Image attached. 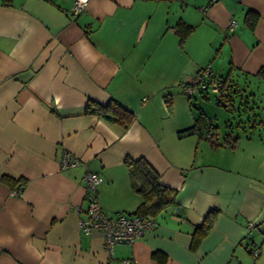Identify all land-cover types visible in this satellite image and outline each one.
Returning a JSON list of instances; mask_svg holds the SVG:
<instances>
[{
	"label": "crops",
	"instance_id": "crops-1",
	"mask_svg": "<svg viewBox=\"0 0 264 264\" xmlns=\"http://www.w3.org/2000/svg\"><path fill=\"white\" fill-rule=\"evenodd\" d=\"M72 3L0 0V264H264V120L254 111L264 0H88L77 14ZM206 67L234 84L226 109L247 114L221 136L201 104L216 144L206 129L186 130L194 100L207 96L189 97L183 83ZM88 102L117 104L128 125L86 111ZM63 152L78 163L61 168ZM140 158L177 195L152 229L111 253L102 231L79 225L82 176L101 177L105 215L131 214L141 197L125 160Z\"/></svg>",
	"mask_w": 264,
	"mask_h": 264
},
{
	"label": "trees",
	"instance_id": "trees-1",
	"mask_svg": "<svg viewBox=\"0 0 264 264\" xmlns=\"http://www.w3.org/2000/svg\"><path fill=\"white\" fill-rule=\"evenodd\" d=\"M9 1L10 0H3L4 3ZM179 25L183 27H179V31H181V33L183 32L182 34H186L190 30L182 22L179 23ZM259 72L264 74V66L261 67ZM217 81L220 87V93L216 94L217 100L223 102V105L227 108L230 106L228 98L231 96V92H233L234 84L227 82L223 78ZM223 96H226L225 99L222 98ZM85 109L90 113H102L106 119L118 122L123 127L128 125L131 118V114L117 104L109 107L108 105L88 102ZM194 112V124L186 130L198 131L199 134H202L204 133L203 129H206V134L209 135H207V139L212 140V142L216 144V139L211 136V134L213 135V133H215L213 131L214 127L211 126L207 115L200 107L194 110ZM258 122L260 123L262 121L259 120ZM211 131H213V133ZM125 164L128 170L129 183L133 190L141 197L140 203L131 214L138 215L142 218L150 217L155 219V217L174 203L177 190L162 185L159 182L158 174L150 167L146 160L142 158L137 160L126 159ZM215 215L216 211H210L203 218L201 224L194 229L191 244L192 248H195L208 233L214 222ZM155 255L158 257L157 252H155Z\"/></svg>",
	"mask_w": 264,
	"mask_h": 264
},
{
	"label": "built area",
	"instance_id": "built-area-1",
	"mask_svg": "<svg viewBox=\"0 0 264 264\" xmlns=\"http://www.w3.org/2000/svg\"><path fill=\"white\" fill-rule=\"evenodd\" d=\"M88 0H73L71 11L77 14L82 11ZM233 26V21L230 27ZM184 92L188 96H192L195 89L206 91L210 89L212 92L219 94L220 87L218 81L214 80L210 68L200 69L198 73L187 83H183ZM78 159L68 152H63L59 160L61 168L76 165ZM87 190V204L85 215L80 219L79 225L84 233H90L93 230H100L104 234V245L108 252L112 253L114 245L120 243H132L140 238L146 231L155 226L153 218H142L135 214L117 213L114 216H107L103 213L97 196L96 185L101 177L95 173L85 171L82 176ZM21 186L12 191L13 194L19 193ZM254 256H257L258 250L253 249ZM121 264H133L131 259L125 258L121 260Z\"/></svg>",
	"mask_w": 264,
	"mask_h": 264
},
{
	"label": "rangeland",
	"instance_id": "rangeland-1",
	"mask_svg": "<svg viewBox=\"0 0 264 264\" xmlns=\"http://www.w3.org/2000/svg\"><path fill=\"white\" fill-rule=\"evenodd\" d=\"M205 94L207 96V99L199 97L196 101L194 100V104L192 105L193 109L196 110L197 108L200 107L201 104H203V108H205L209 112L208 116L211 122L218 126L221 136H223V133L226 130L225 123L227 122V120L231 121L232 124L233 123L235 124L236 122L239 121L238 116H241L240 119H242V121L246 119L247 114H244L243 111H240L239 113L237 111H232V110L228 111L226 107L221 103V101L217 100L216 93L212 92L210 89H207L204 95ZM255 102H256V107L254 108V111L258 116L259 115L261 116L262 120H264V87H262L261 89L259 100L258 101L256 100ZM251 119L254 120L255 118H251Z\"/></svg>",
	"mask_w": 264,
	"mask_h": 264
}]
</instances>
